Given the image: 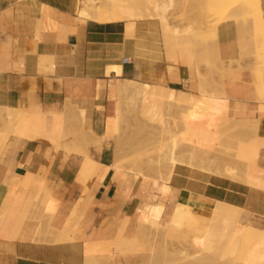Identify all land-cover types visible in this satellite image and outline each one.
Returning <instances> with one entry per match:
<instances>
[{"label":"crops","instance_id":"0c3cea01","mask_svg":"<svg viewBox=\"0 0 264 264\" xmlns=\"http://www.w3.org/2000/svg\"><path fill=\"white\" fill-rule=\"evenodd\" d=\"M77 3L0 0V106L42 112L48 134L54 115L61 113L66 128L62 147H54L45 133H12L0 151V264H152L147 243L139 250L109 252L88 246L131 238L141 213L163 222L179 201L202 214L217 200L243 208L237 227L211 251L212 257L234 253L249 220L264 228V189L186 165H177L168 181L145 180L130 171L125 177L111 165L110 135L119 81L198 94L199 61L218 52L222 71L205 64L200 71L218 79L228 115L256 120L264 138V93L258 89L263 78L256 71L252 22L224 21L216 33L196 41L183 31L167 32L154 15L99 22L77 14ZM261 7L264 21V0ZM170 22L182 30L190 23ZM80 127L93 137L82 148L86 153L74 145ZM259 164L264 167V146ZM206 222L222 221L207 217ZM116 254L122 257L107 261Z\"/></svg>","mask_w":264,"mask_h":264},{"label":"bare ground","instance_id":"6f19581e","mask_svg":"<svg viewBox=\"0 0 264 264\" xmlns=\"http://www.w3.org/2000/svg\"><path fill=\"white\" fill-rule=\"evenodd\" d=\"M259 1L260 0H217L216 14L219 19L216 24L218 25L220 21L225 18L237 19L238 17H243L244 19H247V17L251 15L255 16L256 23L259 24L261 22V19H263L262 12H260L262 10V7L259 6L261 4V1L260 2ZM258 2L260 3L259 5ZM175 4H176V0H138L135 3L131 2V0H81V1L78 0L77 14L86 18H91L99 22H106L117 19H130V18L142 17L143 14L141 13V10L143 9V7L150 6V8L155 9L157 11L156 15L161 20L167 32L169 31L174 33H180L181 31H183L185 33H188L192 31L193 30L192 26H188L186 29L184 28L183 30L177 26L174 27L171 26L170 24L171 22H169L167 15V10L173 8ZM256 7L257 9H259V12L255 10ZM257 27L258 28L262 27L261 23ZM256 33L258 35L259 31H256ZM258 46L259 47L261 46L258 49H263L262 44L261 45L258 44ZM257 53H258V57L260 58L262 56L264 57V49L263 51L260 50V52ZM262 66H264V64H262ZM262 69H263L262 71L263 81L258 84V89L261 93H264V67ZM203 76L205 77V75ZM202 79H203L201 80L202 84L200 83L199 87L204 86L203 84L207 81V77ZM117 93L120 96L121 99L120 101L123 105L120 108L116 105L117 107L115 111V116L112 119V125H111V135H110L111 138L114 139L116 138L117 140L120 137L122 138L121 135L123 133L124 115L127 112L135 111L136 115L138 116L142 115L145 117H150L154 121L153 123L158 125L159 128H166L169 125V121H167L166 117H164L162 111L163 106L167 108L177 107L182 110L184 109L185 113H183L184 114L183 117L180 118L181 120H179L177 123L178 126H182V127H189L191 118L198 111L202 113H208L211 116L212 128L218 132L221 133L236 132L239 133L240 135H243L244 137L248 136L249 134L250 136L251 134L253 135L251 139L243 138V141L241 143V147L244 150H246L248 154L240 155L238 153L239 155L236 154L234 155L236 159L230 157L229 160L235 159V161L241 163L248 161L250 167H252L250 171V176L252 177V179L256 181H259L264 176L258 172V168L256 166L257 162L259 161V154L261 147L264 146V138L260 137L257 132V126H258L257 121L250 119H236L234 118L235 116L230 117L226 112V106H227L226 100L223 101L226 103L225 105H223V103L221 104L220 100L209 102L208 104H206L204 101H202L203 99L202 97H198L194 93L192 94L185 90L174 89L163 85L150 84V83L142 82V80L139 81L136 79H123L119 81L117 84ZM260 97H262V99L264 98V96H260ZM35 112L34 111L28 112V110L26 111L25 109H20L13 118L14 120H9L6 123L8 130L5 134L1 135V140H0L1 149L3 148L8 137L12 133L25 135V137L26 135H28L27 137L33 135L43 136V134L45 133L44 137L48 138L54 145H56L54 147H58L61 145V141L64 138L65 129H66L63 124L64 115H62L63 117L61 116V113L58 115L56 113L54 115L55 119L51 127V132L48 134L45 131L46 128L44 127L46 124L43 125V122L40 118L42 112L39 114L37 113V111ZM80 114L84 115L83 110H80ZM173 130L174 129H172L171 131ZM88 135H90V133ZM88 135H86L85 137L86 139L87 138L90 139L92 137V136L87 137ZM99 138L102 139L101 137ZM89 139L87 140L90 143L91 139L90 140ZM87 140L85 141L83 137L79 139V142L77 143H75L74 141L73 142L75 143L74 145L79 146L78 147L79 149L82 148L87 149L86 148L87 146L85 144ZM89 143L87 144L89 145ZM63 146H67V145L63 144ZM176 146L177 143L175 142L173 147H169L167 150L161 151V153H159V155L156 158L149 161L142 157L130 156L129 154L118 152L114 155L113 163L111 165L115 169L116 173H121L125 177H126L125 174L130 171L133 172L135 176L143 177L145 180L150 179V176L145 173L144 167L149 166L151 164L155 167V169L159 170L162 173V176L164 177L165 180H169L171 178L172 176L171 172L173 171V169H175L177 165H188L189 167H200L202 169L208 168L206 166V162H208L207 158L203 157L202 155H198L195 150H191L188 153L189 156L186 154V158L184 157L182 158L181 156H185V155H181V154L177 155L178 152L176 151ZM60 147H62V145ZM71 148H73L72 151L75 152L74 150L75 146L73 147V143ZM83 149L82 151L80 150V152L86 153V151L85 150L83 151ZM187 158L189 159L188 161ZM195 160L199 163L195 162ZM221 165L222 164H220L213 170L211 168L208 169L214 171L215 173L226 174V170H228L227 167L228 165H222V166ZM230 169L232 171L236 170L234 166H231ZM41 199H43V197ZM44 208L45 206L43 207V209ZM204 212L202 214V212L192 209L187 204L183 202H179L166 214L163 222H160L159 218L156 216L149 217L146 214L141 213L139 217L140 218L139 231L137 234H135V236L131 237V239L128 237H119V238L115 237V239L111 241L102 242V245H100L101 242L91 243L88 246L89 250L88 249L87 250L108 251V252L112 250H139L140 248H143L145 245L146 237H148L145 234L148 233L152 234L154 232L158 234L157 233L158 231L165 233V236L166 234H168L167 236L170 237H172V235L178 236L180 234H183L182 237L184 236L185 238H187V236L191 233L197 234L199 235V238L202 237L201 244L203 250L207 251L208 254H210L209 252H211L214 249V247L217 244H219L225 238V236H227V234L229 236L230 232L237 227L236 222L240 219L239 217L240 212L235 208L228 207L223 201H219V200L215 201L213 205L209 206V210L205 212L207 213L205 215V218L207 219L208 217L209 219H213L216 221L220 220L222 222H207L208 224L206 223L204 224L203 222L204 219L202 218L204 216ZM48 216L52 217L50 215ZM20 224H22V222ZM147 228H149V230ZM65 229L66 228L62 230ZM121 230H120L121 233L124 232L123 228ZM14 233L12 232V234ZM16 233H18V230ZM62 233H64V231H62ZM232 234L234 235L235 233L233 232ZM118 236H120V234ZM162 236L160 238L158 237V239H162ZM166 238L167 237H164L163 241H165ZM169 238H167L166 242H169L168 240ZM166 242H164V245ZM97 244H99L100 246H97ZM161 247H163V245ZM166 250L167 249L165 248V251ZM162 251H163L162 248L160 249L159 247L155 250L154 260L152 264H154L155 263L154 261L155 260L157 261L159 257L163 256ZM208 256H206L204 260L201 259V262L203 261L208 262L207 259ZM178 257L181 258V255H178ZM182 257H185V262H184L185 264L187 255L184 254V256ZM230 259L232 261V258ZM187 260H188L187 264H195V262H197V264L198 263L202 264L199 261L200 258L198 260V257L196 256L192 258H188ZM232 262L233 264H243L237 258L234 259V257ZM245 264H249V263H245Z\"/></svg>","mask_w":264,"mask_h":264},{"label":"rangeland","instance_id":"374dc122","mask_svg":"<svg viewBox=\"0 0 264 264\" xmlns=\"http://www.w3.org/2000/svg\"><path fill=\"white\" fill-rule=\"evenodd\" d=\"M136 1L138 0H131V2L133 3H135ZM216 1L217 0H176L175 6L167 10V15L169 13L168 15L169 22L170 20H174V21L179 20L181 22L189 21L190 23H188V25H186L184 28L186 29L188 26H192L193 30L188 32L187 34H192L196 39V41L198 40V38H203V37L209 38V36L212 33H216V29L218 25L224 22L223 20L227 21L230 19H236V18H230V19L225 18L222 19L220 23L217 25L216 23L219 18L216 14V6H217ZM259 2L258 5L260 4ZM259 6H261V4ZM255 10L259 12V9H257V7ZM260 12H262V10ZM141 13L143 14L142 16L154 15L158 18V16L156 15L157 11L155 9L150 8V6L143 7ZM243 19H244L243 17H238L236 20L240 21ZM246 20H247L246 23L252 22L251 35H252V40L256 47V51L254 54L257 63L256 71H259L262 75V71H263L262 68L264 67L262 66V64H264V57L263 56H262L263 58L258 57L257 52H260V50L263 51L264 49V21L263 19H261L260 23L262 27L258 28L257 26H259L260 23L259 24L256 23L255 16L251 15L247 17ZM256 31H259L258 35H257L258 32L256 33ZM174 34H178V33H174ZM258 44L260 45L262 44L263 49H258L261 47V46L259 47ZM197 47L198 46L195 45V48ZM218 63L223 64L217 52L216 55H213L208 59L200 60L197 66L199 85L201 83V80H203L202 78H206V77H207V81L206 80L205 81L207 83L203 81L205 82L203 84L204 86L203 87L198 86L199 87L198 94L195 95H197L198 97H202L203 98L202 101H204L206 104L218 100H220L221 104L222 103L223 105L226 104L225 102H223L225 99L220 96V91H219L220 83L218 79L208 77L206 75L204 77L202 72L200 71V65L205 64L207 68L215 70V73L218 74V72L222 71L221 70L222 68L218 65ZM120 100H121L120 96L117 94V106L119 108L123 105ZM19 110L20 109L17 108L0 107V140H1V135L5 134L8 130L6 123L9 120H14L13 118L15 117L16 113ZM162 111L164 117H166L167 121H169V125L166 128H159L158 125L153 123L154 121L150 117H145L142 115L138 116L136 115L135 111L125 113L124 121H123V133L121 135L122 138L120 137L122 140L120 138L119 139L121 141L119 139L117 140L116 138L115 139L111 138V143L114 152L113 154L115 155L116 153L121 152V153L129 154L130 156L142 157L149 161L156 158L159 155V153H161V151L167 150L169 147H173L174 143L176 142L177 143L176 151L178 152L177 155L179 154L185 155V156L180 155L182 158L183 157L186 158V154L189 156L188 153L191 150H195L198 155H202L203 157L207 158L208 162H206V166L208 168H211L212 170L217 166H219L220 164L228 165L227 166L228 170H226V174H219V173L216 174L228 177L230 179L242 181L251 186L264 189V176L259 181L252 179V177L250 176V171L252 167H250L249 162L245 161L241 163L235 161L236 159V157L234 156L235 154L236 155L248 154V152L241 147V143L243 141V138L251 139L253 136L252 134L251 136L249 134L248 136L244 137L243 135H240L239 133L236 132H227V133L218 132L212 128L211 125L212 120L210 114L202 113L199 111L195 113V115L191 118L189 127L178 126L177 124L178 121L181 120L180 118H182L184 115L183 113H185L184 109L182 110L177 107L167 108L163 106ZM227 111H228V105L226 106V112ZM82 120H83V115H81L80 117L81 123ZM80 128H81L80 136H82L80 138L84 137V140L86 141L88 138L86 139L85 137L90 132L88 133V131H84L82 127ZM172 129L174 130L171 131ZM77 133H78L77 129L74 128L72 134L77 135ZM87 143H89L88 140L87 142H85L86 146H88ZM0 151H1V141H0ZM230 157L235 158L233 159L234 161L229 160ZM188 158L187 161L189 160ZM259 161H260V154H259ZM259 161L257 162L256 165L258 168V172L264 175V167H262L259 164ZM195 162L197 161L195 160ZM231 166H234L236 170L232 171L230 169ZM192 168H198L204 171L215 173L214 171L208 168L206 169H202L200 167H192ZM144 171L146 174L150 176V179L165 180L164 177L162 176V173L159 170L155 169V167L152 164L144 167ZM172 172L174 173V169ZM172 172L171 175H173ZM179 202H183L192 209L196 210L190 202L187 201H179ZM224 203L228 207L235 208L236 210H238L240 212L239 217L241 218L243 208L232 205L227 202ZM202 218L204 219L203 220L204 224L205 223L208 224L205 221L206 220L205 215ZM262 228L263 227H261L260 225L249 220L248 228L244 232L241 242L238 248L236 249V251L234 253H229L227 255H215L214 257H212L211 252H209L210 254H208L207 251L203 250L201 244L202 237L199 238V235L194 233L189 234L190 236L188 235L187 238H185L184 236L182 237L183 234L180 235L177 234L178 236L172 235V237H170L167 236L168 234H166L165 236V233L163 232L157 231L159 236L155 232L154 233L151 232L152 234L150 233L145 234L146 236H148L146 237L145 243L148 244L150 250L152 251L153 260H154L155 250L158 247L160 249L162 248L163 256L159 257L157 261L156 260L154 261L156 264H184L185 257H182L184 256V254L187 255L185 264H187L188 258H192L196 256L198 257V260L200 258L199 261L201 262V259L204 260L208 255H209L207 258L208 262L203 261L201 262L202 264H233L232 262L233 257L234 259L237 258L243 264L245 263L264 264V230H263L264 228L263 229ZM147 229L149 230V228ZM162 234L164 237L167 238L170 237L168 239L169 242H166L167 238L165 239V241H163L164 237L162 236ZM161 236L162 239H158V237L160 238ZM156 240H158L159 242ZM164 242H166L165 243L166 246L164 245ZM162 245L163 247H161ZM164 247L167 249L166 251ZM178 255H181V258H179ZM119 257L122 256H119L118 254L112 255L108 258L107 261H116ZM230 258H232V261ZM135 264H147V263L138 262ZM195 264H197V262H195Z\"/></svg>","mask_w":264,"mask_h":264},{"label":"built area","instance_id":"2783aa9c","mask_svg":"<svg viewBox=\"0 0 264 264\" xmlns=\"http://www.w3.org/2000/svg\"><path fill=\"white\" fill-rule=\"evenodd\" d=\"M124 62H129V59L127 57H125Z\"/></svg>","mask_w":264,"mask_h":264}]
</instances>
